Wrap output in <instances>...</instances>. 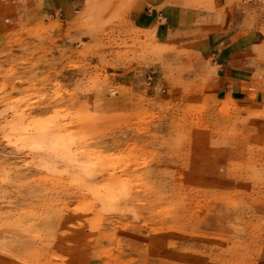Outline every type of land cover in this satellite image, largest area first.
<instances>
[{"label": "rangeland", "instance_id": "obj_1", "mask_svg": "<svg viewBox=\"0 0 264 264\" xmlns=\"http://www.w3.org/2000/svg\"><path fill=\"white\" fill-rule=\"evenodd\" d=\"M129 1L0 0V264H253L264 247V101L226 99L197 36L161 43ZM228 2L251 10L258 73L264 0Z\"/></svg>", "mask_w": 264, "mask_h": 264}, {"label": "crops", "instance_id": "obj_2", "mask_svg": "<svg viewBox=\"0 0 264 264\" xmlns=\"http://www.w3.org/2000/svg\"><path fill=\"white\" fill-rule=\"evenodd\" d=\"M51 3L62 16L74 6V0ZM127 17L161 43L176 35L197 36L195 50L211 59L217 89L226 99L243 107L264 101V70L256 72L261 64L254 53L260 35L249 7L240 10L228 0H130ZM257 157L264 160V151ZM251 251L257 253L253 264H264V247Z\"/></svg>", "mask_w": 264, "mask_h": 264}, {"label": "bare ground", "instance_id": "obj_3", "mask_svg": "<svg viewBox=\"0 0 264 264\" xmlns=\"http://www.w3.org/2000/svg\"><path fill=\"white\" fill-rule=\"evenodd\" d=\"M95 166H96V165H95ZM96 167H99V166H96ZM96 167H95V168H96ZM93 168H94V167H93ZM92 175H93V174H92ZM93 177H95V176H93ZM110 195H111V194H110ZM105 196H106V195H105ZM121 197H122V196H121ZM102 198H103V197H102ZM117 198H118V196H114V195H113V196H108V195L106 196V199H108V201L111 200V199H114V200H115V199H117ZM119 199H120V198H119ZM111 201H112V200H111ZM119 205H120V204H119Z\"/></svg>", "mask_w": 264, "mask_h": 264}]
</instances>
